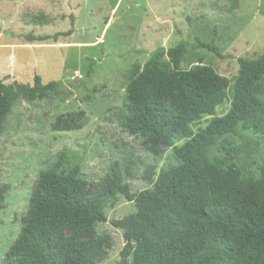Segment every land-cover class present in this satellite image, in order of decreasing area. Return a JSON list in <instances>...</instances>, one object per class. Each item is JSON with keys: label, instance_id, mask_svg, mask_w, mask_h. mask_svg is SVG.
<instances>
[{"label": "rangeland", "instance_id": "obj_1", "mask_svg": "<svg viewBox=\"0 0 264 264\" xmlns=\"http://www.w3.org/2000/svg\"><path fill=\"white\" fill-rule=\"evenodd\" d=\"M70 28V36L54 43L55 34ZM44 36L49 39L35 41ZM196 40L213 41L222 57L188 47L181 69L201 59L232 79L239 58L255 60L264 53V0H0V80L32 85L39 76L44 86L56 84L55 93L43 99L18 100L3 123L0 187L7 191L0 209V264L19 238L40 172L77 168L90 201L113 163L133 194L152 187L155 177L147 180V171L158 174L176 165L171 148L161 145L154 154L149 142L122 127L129 124L125 88L132 65L142 66L155 49ZM230 102L228 91L214 116H224ZM210 120L204 116L193 124V134ZM263 147L262 137L240 127L237 136L219 139L209 157L234 162L256 177ZM134 211L122 196L104 209L107 221ZM95 231L101 246L92 264H117L125 245L122 232L109 222Z\"/></svg>", "mask_w": 264, "mask_h": 264}, {"label": "trees", "instance_id": "obj_2", "mask_svg": "<svg viewBox=\"0 0 264 264\" xmlns=\"http://www.w3.org/2000/svg\"><path fill=\"white\" fill-rule=\"evenodd\" d=\"M72 32L55 34L54 43ZM188 47L222 57L213 41L159 47L142 66L132 65L125 88L129 124L122 127L149 142L154 154L161 145L171 148L176 165L158 174L147 171V180L155 177L152 187L133 194L113 163L90 201L77 168L40 172L5 264H92L101 246L95 228L106 222L122 232L125 242L117 264H264V147L256 177L234 162L209 157L219 139L237 136L240 127L264 139V53L255 60L239 58L237 75L229 79L201 59L181 69ZM55 88V83L44 86L39 76L32 85L10 86L0 80V136L18 100L43 99ZM228 91L230 107L215 117ZM204 116L210 122L193 134L191 126ZM6 191L0 187V209ZM116 196L133 203L135 211L107 221L104 209Z\"/></svg>", "mask_w": 264, "mask_h": 264}]
</instances>
